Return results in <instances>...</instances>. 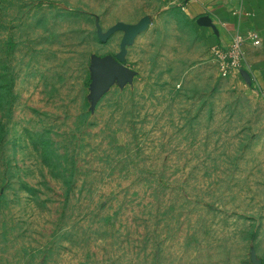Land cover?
I'll return each mask as SVG.
<instances>
[{"label": "rangeland", "instance_id": "rangeland-1", "mask_svg": "<svg viewBox=\"0 0 264 264\" xmlns=\"http://www.w3.org/2000/svg\"><path fill=\"white\" fill-rule=\"evenodd\" d=\"M0 264H264V92L180 4L0 0Z\"/></svg>", "mask_w": 264, "mask_h": 264}, {"label": "crops", "instance_id": "crops-1", "mask_svg": "<svg viewBox=\"0 0 264 264\" xmlns=\"http://www.w3.org/2000/svg\"><path fill=\"white\" fill-rule=\"evenodd\" d=\"M174 1L199 24L209 48L215 44L228 47L235 36L242 37V70L264 92V0Z\"/></svg>", "mask_w": 264, "mask_h": 264}, {"label": "water", "instance_id": "water-1", "mask_svg": "<svg viewBox=\"0 0 264 264\" xmlns=\"http://www.w3.org/2000/svg\"><path fill=\"white\" fill-rule=\"evenodd\" d=\"M148 22L149 17H145L136 26H126V28L129 30L126 38H129L134 33L144 29L147 26ZM95 70L94 87L108 82L114 75H116L121 80L130 77V71L111 55H107L103 58L97 59Z\"/></svg>", "mask_w": 264, "mask_h": 264}, {"label": "built area", "instance_id": "built-area-1", "mask_svg": "<svg viewBox=\"0 0 264 264\" xmlns=\"http://www.w3.org/2000/svg\"><path fill=\"white\" fill-rule=\"evenodd\" d=\"M250 38L255 44L259 43V40L253 37ZM242 42L241 36H235L228 47H222L220 45H212L210 51L213 57L216 59L219 72L222 76H226L233 70H241L244 67V59L240 49Z\"/></svg>", "mask_w": 264, "mask_h": 264}]
</instances>
